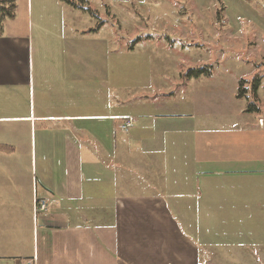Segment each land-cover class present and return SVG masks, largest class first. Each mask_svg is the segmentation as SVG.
I'll return each instance as SVG.
<instances>
[{
	"label": "crops",
	"instance_id": "crops-1",
	"mask_svg": "<svg viewBox=\"0 0 264 264\" xmlns=\"http://www.w3.org/2000/svg\"><path fill=\"white\" fill-rule=\"evenodd\" d=\"M72 7L17 0L0 36V264H205L218 247L264 248L261 108L240 127L185 132L157 94L124 113L67 102L88 92L72 65L83 58L44 49L70 44L59 28ZM35 197L48 202L37 217Z\"/></svg>",
	"mask_w": 264,
	"mask_h": 264
},
{
	"label": "rangeland",
	"instance_id": "rangeland-1",
	"mask_svg": "<svg viewBox=\"0 0 264 264\" xmlns=\"http://www.w3.org/2000/svg\"><path fill=\"white\" fill-rule=\"evenodd\" d=\"M71 1L59 28L70 44L44 49L83 58L72 65L86 68L88 92H73L67 102L114 105L124 113L138 105V95L157 94L154 102L165 104L169 122L175 120L170 112L180 113L178 127L185 132L198 122L240 127L258 106L264 115V0ZM205 229L199 241L206 255ZM253 242L218 247L205 264H264V248Z\"/></svg>",
	"mask_w": 264,
	"mask_h": 264
},
{
	"label": "trees",
	"instance_id": "trees-1",
	"mask_svg": "<svg viewBox=\"0 0 264 264\" xmlns=\"http://www.w3.org/2000/svg\"><path fill=\"white\" fill-rule=\"evenodd\" d=\"M64 1L70 5H75L71 0ZM16 13L17 0H0V36L4 34L6 22L14 19L16 17Z\"/></svg>",
	"mask_w": 264,
	"mask_h": 264
},
{
	"label": "built area",
	"instance_id": "built-area-1",
	"mask_svg": "<svg viewBox=\"0 0 264 264\" xmlns=\"http://www.w3.org/2000/svg\"><path fill=\"white\" fill-rule=\"evenodd\" d=\"M124 119H126L125 123L123 124L124 128H130L133 126V120L130 116H125ZM260 124H263V119L259 120ZM48 202L46 201H40L38 200V198L35 197V201H34V215L37 217L39 215L40 212H46L47 211V206ZM21 264H37V260L35 257L28 259L26 261H24Z\"/></svg>",
	"mask_w": 264,
	"mask_h": 264
}]
</instances>
